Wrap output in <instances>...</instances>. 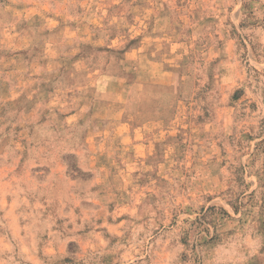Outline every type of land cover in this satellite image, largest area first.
<instances>
[{
  "label": "rangeland",
  "instance_id": "rangeland-1",
  "mask_svg": "<svg viewBox=\"0 0 264 264\" xmlns=\"http://www.w3.org/2000/svg\"><path fill=\"white\" fill-rule=\"evenodd\" d=\"M0 264H264V0H0Z\"/></svg>",
  "mask_w": 264,
  "mask_h": 264
}]
</instances>
